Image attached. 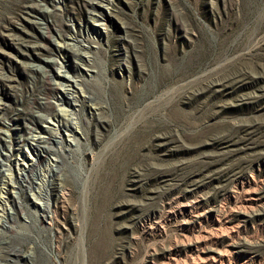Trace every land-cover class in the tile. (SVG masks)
Here are the masks:
<instances>
[{
	"label": "rangeland",
	"instance_id": "374dc122",
	"mask_svg": "<svg viewBox=\"0 0 264 264\" xmlns=\"http://www.w3.org/2000/svg\"><path fill=\"white\" fill-rule=\"evenodd\" d=\"M92 1L101 37L86 0H0V264H210L211 247L262 264L264 0ZM72 25L87 62L57 49ZM46 74L78 98L63 103L78 126L21 176L17 140L56 110Z\"/></svg>",
	"mask_w": 264,
	"mask_h": 264
},
{
	"label": "bare ground",
	"instance_id": "6f19581e",
	"mask_svg": "<svg viewBox=\"0 0 264 264\" xmlns=\"http://www.w3.org/2000/svg\"><path fill=\"white\" fill-rule=\"evenodd\" d=\"M86 1H87L88 12H89V18H90V21L92 22L91 25H93V26H90V28H89L88 25L87 26H83L84 27L83 28V31H84V29L86 30V32H89V30H92V31H94L96 33L97 37L104 36L105 35V31H103L101 29V25H104L105 24L104 23L105 22L104 21V10L102 11V7H101V9L98 8V6H102V5H100L96 1H92V0H86ZM37 4L34 2V3L30 4V5L27 4L26 6H23L22 8L24 9V11L22 13L24 14V16L31 17V16L35 15L37 12L35 11L34 6L37 5ZM106 11L107 10H105V12ZM71 28H72V34L70 36H72V37L70 39L71 40H75V41H73L72 43L69 42V41L60 42V43L57 44V49H58V51H61V52L62 51H65V50H70L71 53L75 57H77L78 59H80L82 62H87L88 61V58H87V50L86 49H87V47H89V45H84L81 42H79L78 39H75L76 38L75 33L76 32L78 33L81 30H78V28L75 29L73 25L71 26ZM85 36H83V38L86 39ZM25 47H27V46H25ZM43 48H45V46L43 44H41V43H38V42H35V43H33L31 45V49H33V50L40 51ZM55 62H57V61L55 60ZM30 67L37 69V67H39V64H37L35 62H31L30 63ZM88 70L89 69L87 68L86 71H88ZM44 81L52 89V94L54 96H57V98H56V100H57L56 110L51 115H48L46 113L38 114L36 117L39 118L38 120L39 121H42L43 124L38 128L37 126H33V125H30L28 123L30 125V126L29 125L26 126L27 133H28L27 136L28 137L27 138H24V139L17 140V144H21L22 143L27 148V150H28L27 151V154H24V153L21 154V155H18L17 154L15 157L12 158V165L16 166L17 172L20 173L21 176H23L25 174V172H32L33 173V170L36 167H38V165H40V163H42L43 161L44 162L46 161V164H47V162H49L48 157L45 158L44 153L42 154L41 153L42 151L40 152V150L38 148L43 147L50 140L51 137H53L55 139V142L57 144L61 145L62 140H63V137H64V131L65 130H66V132L68 131V133L65 132L66 133V136L67 137L69 136V139H67V142L68 143H73L71 141L72 139H74L73 131H76L77 130L76 127L78 126V124H77L76 121H73L69 116H67V115H69V111L67 112L66 110H68V109L67 108L65 109L64 108L65 105H63L64 102L67 103V104H69V106L70 105H75V102L73 104L72 103L73 101H71L69 99L71 97L72 100L76 101V98L77 97H75V95H73L74 93L72 94V92L69 90L68 92L67 91L66 92H61L59 94V92L56 89H58V85H62V83L59 82L58 78L57 79H54V77L52 75H50V74H46L44 76ZM68 81H71V80H67V82H65V83H67V85L73 86V87H76L78 85V87H79L78 91H80L79 94H82L81 96L83 98L86 96V95L83 94L84 89H83L82 86H80V83L79 82H76L75 80H72L71 82H68ZM63 85H66V84L63 83ZM73 107H75V106H73ZM73 107H72V109H73ZM36 128H38V129H36ZM62 134H63V137H62ZM9 148L10 147L7 146V150H9ZM2 151H0V154H1L0 155V165L1 166L4 165V167L8 165L7 167H9L10 166V162H9V158H8V155L9 154L7 155L6 152H2ZM49 180H50V178H48V181ZM8 183L9 182H7V184ZM9 185H10V183H9ZM11 186L13 188V184ZM5 193L8 194V191H6ZM13 193L14 192L12 190L11 200L14 199V198H16L15 194H13ZM2 194L4 195V193H2ZM7 197H10V193H9V196H7ZM5 199H7V198H5ZM256 199L257 198L255 196H252L251 195L246 200H247L248 203H250L252 200L255 201ZM7 203H8V201H7ZM17 204L19 205V202H17ZM42 205H44V206H42ZM243 206H245V205H243ZM188 207H190V206H188ZM7 208L8 207H5L4 210H6ZM39 209L41 211V213H40L41 220L43 222H45V223H50V218H51L50 215H51V213L49 211L50 208L48 206V203L46 202V203L43 204V202H42V204H41V202H40ZM0 210H2V208ZM4 210H2L1 212L4 213L5 212ZM190 210H191V208L189 210H187V211H190ZM258 210L259 209H256V211H258ZM261 210L264 211V208H262ZM254 212H255V210L254 211L252 210V213L253 214H254ZM199 235H200V233H199ZM200 241L201 240H199L197 238L190 239V241L187 243L186 246H187V248L192 249L193 251L194 250H197V247L199 246ZM202 252L203 253L204 252L206 253V255H207V261L210 264H216L217 262L220 263V264H222V262L226 258L225 251L218 250V248L211 247V248L206 249V251H203L202 250ZM235 252H236V250H235ZM14 255H15V253H14ZM197 255H198V257H202L203 254L200 251H197ZM18 256L19 255H16V257H18ZM22 257H27V256L23 255ZM241 261L244 264L247 261V258L245 257ZM262 264H264V260H263Z\"/></svg>",
	"mask_w": 264,
	"mask_h": 264
}]
</instances>
